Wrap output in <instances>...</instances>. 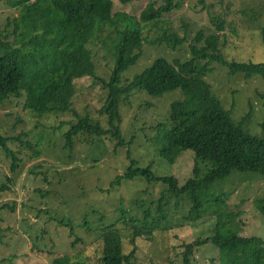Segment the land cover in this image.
I'll return each mask as SVG.
<instances>
[{"label":"rangeland","instance_id":"374dc122","mask_svg":"<svg viewBox=\"0 0 264 264\" xmlns=\"http://www.w3.org/2000/svg\"><path fill=\"white\" fill-rule=\"evenodd\" d=\"M15 1L0 0V39L8 19L18 15ZM113 1L114 13L138 21L143 36L141 55L122 73L123 81L130 80L156 57L164 56L169 61L188 59L189 45H206L205 38L210 34L218 33V50L227 60H264L259 39L264 0H177L178 6L156 23H144L139 15L149 1L158 6L163 0ZM215 17L221 21L222 29L212 22ZM124 24L122 21L120 27ZM11 29L12 26L8 30ZM164 30L175 32L184 42L176 49L153 43ZM198 31L201 39L195 40ZM117 36L116 28L109 27L88 44L98 77L108 80L111 76V42ZM210 66L212 71L204 79L214 95L231 111L234 121L251 111L242 128L259 136V125L264 121V80L259 75L246 78L240 72L232 74L216 61H211ZM74 88V110L108 129L109 119L100 112L105 107V90L97 79L76 78ZM181 98L180 90L167 91L160 97L133 90L120 106L124 140L121 147L117 148V141L111 137L93 141L92 137L79 136L71 150L65 146L63 134L69 122L74 121L72 114L37 116L24 109L22 97L1 102L0 135L13 140L6 145L18 159V166L12 173L11 157H6L0 148V182L6 181V175L12 179L10 188L0 193V264H50L54 257L62 255L69 256L71 264H101V235L111 227L122 229L123 251L127 253L132 247L128 241L131 230L123 222L122 210L140 216L144 207L153 202L152 212L156 213L155 201L162 194L166 227L154 231L149 241L137 239L133 264H180L182 244L211 235L217 212L241 211L233 229L264 237L263 219L255 208V198L263 194L264 177L253 171L234 169L226 179L216 181L210 188L212 196L206 210L194 220L184 219L186 196H173L160 181L148 182L136 176L111 187L130 162L140 167L149 165L159 176L173 175L180 183L189 176L191 153L184 152L169 163L160 156L157 141L158 127L166 125L171 102ZM19 135H23L22 142L30 143V148L14 140ZM216 196L224 203L216 205ZM60 220L72 224L73 236H68V228ZM191 264H219L218 249L207 243L197 247Z\"/></svg>","mask_w":264,"mask_h":264},{"label":"trees","instance_id":"16d2710c","mask_svg":"<svg viewBox=\"0 0 264 264\" xmlns=\"http://www.w3.org/2000/svg\"><path fill=\"white\" fill-rule=\"evenodd\" d=\"M130 1L133 0H121L122 3ZM14 4L19 7L18 15L8 19L3 28V39H0V103L22 97L24 109L37 116L72 114L74 121L69 122V129L63 134L69 150L79 136L92 137L93 141L94 138L111 137L117 141L116 147H121L124 140L120 129V106L133 90H143L152 97H160L167 91H181L182 98L169 106L166 125L158 127L157 141L160 156L169 163L175 162L184 152L191 153L189 176L180 183L173 175L159 176L149 165L140 167L136 162H130L111 182V187L121 184L122 179L136 176L148 182L160 181L173 196H186L188 209L184 219L194 220L206 210L212 185L226 179L232 170L253 171L264 177V121L259 125V136L247 132L242 127L251 111L234 121L231 111L222 106L204 79L212 71L210 62L216 61L232 74L240 72L246 78L259 75L264 80V60H227L218 50V33L210 34L205 38L206 45H189L188 59L169 61L164 56L156 57L130 80L123 81L122 73L141 55L143 36L138 21L114 13L113 0H16ZM177 6V0H163L158 6L149 1L139 19L144 23H156ZM122 21L125 24L121 28ZM212 22L217 29H222L217 17ZM10 26L12 29L8 30ZM109 27L116 28L118 36L111 42L114 67L107 80L96 76L88 44ZM200 39L201 31H198L195 40ZM259 39L264 50V24L259 28ZM182 42L184 39L175 32L164 30L153 43H164L166 47L176 49ZM82 76L97 79L105 90V107L100 112L109 119L108 129L73 108L74 79ZM22 137L19 135L14 140L21 141ZM10 141L13 140L0 135V148L6 157H11L13 173L18 159L6 145ZM22 146L31 147L30 143L24 142ZM4 179L6 181L0 182V193L8 190L12 182L8 175ZM163 200L164 194L155 201L156 213L152 212L153 202L144 207L140 216L122 210L123 222L131 230L128 241L132 247L125 253L122 229L109 228L101 235V264H133L137 239L149 241L154 231L166 227ZM213 201L216 205L224 203L218 196ZM6 206L2 204V207ZM255 208L264 224V190L261 197L255 198ZM240 215L241 211L214 214L213 233L183 243L180 264H191L197 247L206 243L218 249L219 264H264V237L244 235L233 229ZM59 223L68 228V236H73L70 222L60 220ZM50 264H71V261L69 256L62 255L54 257Z\"/></svg>","mask_w":264,"mask_h":264}]
</instances>
